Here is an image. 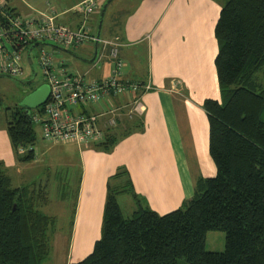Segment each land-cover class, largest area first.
Listing matches in <instances>:
<instances>
[{"label":"trees","instance_id":"16d2710c","mask_svg":"<svg viewBox=\"0 0 264 264\" xmlns=\"http://www.w3.org/2000/svg\"><path fill=\"white\" fill-rule=\"evenodd\" d=\"M215 36L221 100L203 102L215 175L199 177L192 197L160 214L119 171L108 183L101 237L69 264H264V0H226ZM6 125L19 159L34 160L38 137L26 108H13ZM124 134L116 128L96 145L108 151ZM125 192L138 202L130 218L119 204ZM48 202L46 184L13 185L0 160V264L44 263L55 222L41 209ZM211 230L225 232V250H207Z\"/></svg>","mask_w":264,"mask_h":264},{"label":"crops","instance_id":"0c3cea01","mask_svg":"<svg viewBox=\"0 0 264 264\" xmlns=\"http://www.w3.org/2000/svg\"><path fill=\"white\" fill-rule=\"evenodd\" d=\"M81 1L7 0L12 9L22 15L54 11L58 23L73 29L85 20L83 13L74 8ZM103 1L87 20L93 35H97L92 29L106 3L102 5ZM128 2L126 0L125 4ZM225 2L136 0L129 11L123 5L120 7L123 18L115 34L103 37L100 33L103 39H119V57L125 61L123 78L150 83L152 88L126 90L114 98V104L122 105L124 110L139 98L145 110L132 118L124 114L118 124L108 130L125 129V134L110 150L96 143L87 146L68 143L78 147L79 161L72 222V240L75 237L77 245L72 254L77 255L71 261L85 258L101 237L108 183L119 171H128L142 205L160 214L177 209L192 197L199 177L215 175L216 165L209 153V118L203 102L207 98L221 100L215 66L219 50L215 27ZM110 67L111 59L107 58L105 72L99 76L108 75ZM108 108V99L96 104L97 111ZM5 140L0 153L3 150L12 154L9 136L8 143ZM67 150L63 151L65 156ZM0 160L3 161L1 156ZM14 161L20 172V164ZM123 179L127 181L125 175ZM121 194L130 195L138 208L137 198L131 193Z\"/></svg>","mask_w":264,"mask_h":264},{"label":"built area","instance_id":"2783aa9c","mask_svg":"<svg viewBox=\"0 0 264 264\" xmlns=\"http://www.w3.org/2000/svg\"><path fill=\"white\" fill-rule=\"evenodd\" d=\"M98 5V0L78 3L74 8L83 13L85 20L80 27L73 29L58 23L54 11L22 15L14 11L7 0H0V74L10 77L22 75L20 51L32 42L40 45L43 41H53L65 47L98 44V55L93 62L97 67H100L102 56L108 49L110 72L100 79L93 78L91 70L73 73L63 60L56 64L51 54L41 53L40 64L44 80L50 85V94L42 104V110L38 114L30 111V116L34 124H42L41 138L47 143L86 146L98 143L124 114L132 118L145 110L139 98H135L127 110L114 104V98L126 90L139 91L143 87L147 91L152 86L123 78L125 61L119 57L118 38L103 39L90 33L87 20ZM103 99H108L110 108L97 111L96 104Z\"/></svg>","mask_w":264,"mask_h":264},{"label":"rangeland","instance_id":"374dc122","mask_svg":"<svg viewBox=\"0 0 264 264\" xmlns=\"http://www.w3.org/2000/svg\"><path fill=\"white\" fill-rule=\"evenodd\" d=\"M102 2L103 0H98ZM108 1V0H104ZM104 1L102 5L104 4ZM113 0L107 9L106 15L98 14V20L93 25L92 33H101V36H110L115 34L119 29L118 22L121 21L120 7L123 5L129 11L136 3V0ZM102 7V6H101ZM103 9V7H102ZM102 20V23H101ZM116 22V24H114ZM101 23V29H99ZM35 42L27 44L21 49L23 73L17 77H10L0 74V146L3 147V140L7 135V119L11 117L12 109L19 105L21 98L34 89L37 85L44 81L43 69L40 64V55L43 51L51 54L56 64L63 60L69 70L73 73H81L91 70L93 78H101L99 76L104 70L109 58L108 53L102 56L100 67L94 63L88 64L85 61L75 57L78 54L84 57H90L94 53L92 44L85 43L81 46L65 47L58 45L53 41H43L40 45ZM59 46V47H56ZM70 50L71 52H68ZM101 50V48H100ZM138 78V77H137ZM43 105L32 108L33 114H38L42 110ZM37 142L35 144L36 158L34 160L21 161L19 154L12 148V154H8L1 150L0 156L3 158L5 168L12 177L13 185L20 186L30 183L46 184L49 202L41 209L48 215L55 218V222L50 227L51 253L43 264H66L69 259L76 258V239L72 240V222L74 218V208L77 199V172L78 158L76 157L78 147L74 144H52L42 140V124L36 123ZM6 137V138H4ZM67 150L64 154L63 151ZM71 152V153H70ZM16 163L21 166L20 172L16 170ZM2 161V160H1ZM119 201L125 218L133 216L136 209L132 197L128 194H120ZM131 201V202H130ZM133 201V202H132ZM226 246V234L220 230H211L207 233L206 248L210 251H223ZM76 253V252H75ZM179 264H189L185 259H181Z\"/></svg>","mask_w":264,"mask_h":264},{"label":"water","instance_id":"95a60500","mask_svg":"<svg viewBox=\"0 0 264 264\" xmlns=\"http://www.w3.org/2000/svg\"><path fill=\"white\" fill-rule=\"evenodd\" d=\"M111 0H108L102 9V13L101 15L103 16L105 14V10L107 8L108 3ZM102 23V20H101ZM101 23L99 26V29H101ZM98 37H100V33L98 32L97 34ZM38 43L36 42L35 45H37ZM34 45V46H35ZM59 47V46H56ZM68 52H71L70 50H67ZM75 57L79 58L82 61L85 62H89V63H93L94 60L96 59L97 55H98V44L95 45V50H94V54L91 58H87L78 54H74ZM50 94V85L44 80L43 82H41L39 85H37L34 89H32L30 92H28L26 95H24L20 102H19V106L26 108L27 113L30 115V110L32 108H36L41 106L43 103L46 102L48 96Z\"/></svg>","mask_w":264,"mask_h":264}]
</instances>
